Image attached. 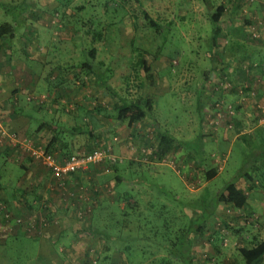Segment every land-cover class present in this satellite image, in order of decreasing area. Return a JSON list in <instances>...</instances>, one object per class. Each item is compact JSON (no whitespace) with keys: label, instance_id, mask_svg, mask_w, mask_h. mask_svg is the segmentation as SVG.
Listing matches in <instances>:
<instances>
[{"label":"rangeland","instance_id":"374dc122","mask_svg":"<svg viewBox=\"0 0 264 264\" xmlns=\"http://www.w3.org/2000/svg\"><path fill=\"white\" fill-rule=\"evenodd\" d=\"M28 2L0 0V22L15 23L13 30L18 36L23 34L22 25L28 23L23 13L34 7L32 0L30 5ZM218 4L223 5L219 17L221 27L210 46L212 14ZM41 5L36 3L38 9L48 10L53 19L38 34L42 39L37 46L44 48L40 47L39 56L31 59L29 55L30 59L24 57L20 61V70L31 75L32 83L41 89L37 87L31 92V98L24 92L14 93V109L28 120L51 117L46 103L48 95L54 92L53 86H59L60 91L69 85L74 79L61 78L75 68L74 76L87 73V68L82 66L87 63L100 70V77L117 95L126 100L148 97L151 100L148 120L156 122L154 127L172 137L176 148L167 149L158 156L155 154L163 161H141L122 171V175L138 177L142 180L140 184L148 185V192L140 191L135 195L136 204L135 199H129L136 206L126 207L122 216L113 210L116 205L105 199L101 209L81 207L82 197L85 198L83 202L91 203L85 191L87 181L79 185L81 191L78 193L63 189L72 197L65 196L67 200L61 201L67 203L74 197L80 213L89 210V215L102 217L93 221L98 228L94 233L83 229L85 223L92 221L84 217L85 213L73 217L74 221L69 222L73 228V245L70 246L73 250L68 256L58 250V245H69V230L61 241L49 243L55 253L39 256L42 247L39 240L23 233L38 216V208L16 209L24 217L23 220L19 217V224L11 220L0 223V235L3 231L14 230L16 225L15 232L0 240V264H187L188 259L192 264H240L235 247L247 243L237 238L236 224L231 221L237 212L233 208H223V204L216 205V192L243 167L240 158L243 136L237 133L242 129L250 131L253 119H249L248 109L260 108L259 120L262 119L264 125V99L257 95L264 96L261 94L264 76L256 66L259 59L251 61L258 53L264 58V0H52L48 5ZM143 11L154 20V25L144 17ZM223 24H241L244 37L233 39L234 36L225 33ZM16 43L3 40L0 50L13 51ZM15 53L20 54L19 47ZM262 66L264 68V64ZM225 71L235 78L241 74L244 77L242 87L248 90L240 91L236 82L234 91L240 95L225 96L223 93L220 100H214L208 93L216 95L235 82L224 76ZM204 74L208 76L205 80ZM198 80L207 93L201 92L200 85L194 87ZM42 91L47 93L43 100L38 97ZM52 96L59 107L66 106L58 100L61 95ZM100 96L99 105H108L112 100L118 102L107 91ZM237 101H246L248 105L253 101L250 108H244L247 121L240 126L235 125L233 113L238 108L236 104L242 106L243 102ZM74 110L76 114L80 112L79 108ZM66 119L70 121L69 117ZM74 119L78 124V117ZM0 125L3 126L1 111ZM211 127L214 133L209 136L207 129ZM5 131L8 130L5 128ZM100 132L98 143L90 149L103 148L112 155L138 150L136 154L145 160L159 150V144L147 142L159 136L155 133L147 138L144 136L147 143L131 141L124 148L123 141H119L113 150L112 145L108 147L112 132ZM217 132L220 134L215 140ZM222 133L230 137L225 145L221 144ZM255 138L258 149L263 151L261 137L256 133ZM245 143L254 146L252 142ZM96 164L108 167L111 163L105 157L88 167ZM210 167H215L216 173L204 178V170ZM261 168L264 171V162ZM101 193L112 195L106 188ZM262 193L264 195V187ZM4 210L8 209L4 207ZM68 211L71 212L70 208ZM198 223L201 229L196 233L194 226Z\"/></svg>","mask_w":264,"mask_h":264},{"label":"crops","instance_id":"0c3cea01","mask_svg":"<svg viewBox=\"0 0 264 264\" xmlns=\"http://www.w3.org/2000/svg\"><path fill=\"white\" fill-rule=\"evenodd\" d=\"M32 1L31 4L34 5L33 9L31 11L28 10V12L26 11L27 13H23L28 17V23L26 22V24L22 25L23 34H21V36L16 35L17 31L15 29L13 30V25H15V23L11 24L6 21L11 24V29L0 35V48L2 47L3 40L17 42L13 51H10L9 49L0 50V111L2 124L8 131L14 132L19 139L28 137L32 144L47 146L54 151L56 155H65L76 149H90L93 144L98 143L99 134L102 132H100V130H109L112 132L109 136L108 147L111 148L112 145L113 150L116 149H114L116 145H119V141H123V145L125 144L124 148H126L128 142L131 141H135L136 143L142 142L143 144L147 142L151 144L152 142L154 144H159V150L154 152L153 157L151 156V158H147L146 160L141 159L142 157L136 154L138 150L131 151L132 149H130L129 154H114L116 157L111 154L114 159H108L111 163L108 167H102L96 164L94 167L79 169L64 175V183L67 184L66 186L71 187L70 189L75 193H78L76 190L79 191V185H82V183L84 184V182L87 181L88 185L85 186L87 187L85 191H87V199L91 203L89 202V205L87 201L83 202L85 198L82 197V203L80 204L81 207L91 206L94 209H100L102 206V200L105 199L113 202L114 206L116 205L117 208H121V212L124 213L125 202L129 199H135V195L140 191L148 192V185L140 184L142 180L138 177L128 178L122 175V171H124L125 168H130L133 164H140L141 161H148V163L153 159H157L158 162L163 161L162 159L155 157V154L158 156L159 153H164L166 151L165 149L161 151V144L163 142L160 137V132L162 131L156 126L154 127L156 122L149 121L147 116L131 122L116 118L115 109L119 103V99H117L118 102L112 100L108 105L104 103L99 105L100 95L103 94V91L100 90L96 83L94 74L87 72L79 76H74L72 74H75L74 72L76 71V68L72 70V72L66 71L67 74H64L61 78L65 81H72L74 79L69 85L62 87L60 91L58 90L59 86H53L54 92L52 95H61L58 97V100H60L61 103H65V107H59L57 99L52 95H48L49 101L46 104L48 106V113H52L51 117L47 119L39 118L28 120L25 115L23 116L18 113L13 107V95H16L14 93L24 92L31 98L29 95L31 92L37 87L41 89V86L32 83L31 78L33 77L31 75L29 76V74L20 70V61L24 57L29 59L31 57L32 59L33 56H39L37 55V52H40L44 46H37V43L41 38L38 34L42 31L41 29L45 26L48 27L49 23L53 22L48 10L38 9L36 6V3H39L40 5L41 3H46L48 5L52 0ZM30 2L31 0H29L28 4ZM216 25L218 26L219 32L221 27L219 24V18ZM232 25L223 24V30L225 33H228L227 27ZM210 31L212 30L210 29ZM218 32L216 34H218ZM209 37L208 42L211 46V44H213L211 41L212 34H210ZM213 37L215 39V36ZM30 42L35 43V45H32ZM16 47H19L20 54L15 53ZM77 70L80 71L79 69ZM212 74H214V72ZM237 78L241 79V76L239 75ZM197 85H200L201 89V80H198L194 84V87ZM224 95L237 96L240 95V92L233 90L224 93ZM257 95L264 99V96L260 95V93ZM46 96L47 93H44L43 91L38 95L39 99L42 100ZM111 96L115 97V95L112 94ZM237 102L240 104L243 102L242 106L238 103L236 104V106L238 105V108L234 115L235 125L240 126L247 121V118L243 115L244 108H250L253 101H251L249 105L245 104L246 101ZM100 107L105 108L102 109ZM74 108H79L80 112H77L76 114ZM248 110V113L250 114L249 119H253V124L249 128L250 131L242 129L244 132L239 131V133H237V135H245V137H241L244 143V146L241 148L242 155L240 157L243 163V167L240 170L242 173L235 179V184L242 188L246 193V199L244 205L235 210L237 212L235 218L231 219L237 227V238H239V240H244L246 243H250L253 239L264 238V195H262L264 187V171H262V168L260 169L261 164L264 162V150H255V146L257 145V143H255L257 139L255 138V134L257 133L262 140H264V125L261 123L262 119L261 121L259 120L260 108L258 109V107L255 106ZM76 116L79 120L78 124H75L74 118ZM66 117L70 118L69 122ZM151 133L158 134L159 136L156 137L154 141H147V139V142L144 141V139L149 137ZM219 134V132L215 133V140ZM227 134L222 133L223 141L221 144L225 145V143L229 141L230 137L227 136ZM245 141L248 143L252 142L254 146H247ZM18 145L10 142L6 138H1L0 140V191L5 193L4 195H6V197L9 195V206L14 213L16 212V209L28 208L25 205V199L21 197L22 193L27 199L30 198L29 200L34 204H37L36 201L39 199L41 203L39 204L40 207H38L41 210L48 211V216L51 218V221L42 224L40 229L36 232L32 231L35 235L33 238L35 237L38 239L42 245L38 255L42 256L55 253L52 252L53 247H49V243L53 240L61 241L62 237L66 235V231L69 230V233L67 234L69 245L67 247L58 245V250H63L65 255L68 256V254L72 253L73 248L70 246L73 245L71 240L74 238L73 228L71 229L69 222L72 223L74 221L73 217L83 215L79 211V204L74 203V197L73 201L71 200L68 203L61 201L67 200L64 198L65 196L70 198L72 196H67L62 190H56L58 185L55 184V178L51 171L43 167L39 161L30 156L26 149ZM253 147L254 149H252ZM170 148L171 147L168 149ZM249 151L253 152V155H250V157L248 155ZM176 154H178V152H176ZM249 158H251V164L244 165L246 159L249 160ZM118 167L119 172H117ZM252 167L254 172L250 171ZM13 169L15 170L12 174ZM206 170L207 169L204 170L205 173ZM11 174L12 178L9 177ZM10 180L12 184L9 183ZM105 188L111 192L112 195L107 194L106 196L105 194H102L101 192ZM34 194H37L39 198L30 197ZM63 194L65 195L63 196ZM58 201H60V204L57 203ZM60 205H63L65 209L59 207ZM216 205H219V203ZM14 206H16V208ZM68 208H70L71 212L68 211ZM58 211L60 213H56ZM252 214L256 216V221L252 220ZM48 216L45 215L44 217L48 218ZM35 218L40 219V216H35ZM62 245L66 246L67 244Z\"/></svg>","mask_w":264,"mask_h":264},{"label":"trees","instance_id":"16d2710c","mask_svg":"<svg viewBox=\"0 0 264 264\" xmlns=\"http://www.w3.org/2000/svg\"><path fill=\"white\" fill-rule=\"evenodd\" d=\"M222 10H223V5L218 4L215 7V10L213 11V14H212V16H213L212 17L213 26L211 28V30H212L211 31V34H212L211 41L212 42L214 40V37L213 36H215L216 33L219 30L218 29V26L216 25V23L218 21L219 15L222 12ZM143 15H144V17L146 19H148L149 23H151L153 25L155 24L154 20L149 17V15L146 13V11H143ZM10 29H11V24L10 23H8L6 21L0 23V35L3 34V33L8 32ZM227 32H228L227 34H229L231 36H234L233 39H235V40H236V38H243L244 35H245V32L243 30V26L241 24H234L232 26L227 27ZM89 52L92 53L93 50H90ZM257 56L251 58V61L254 60V59H256V58L259 59L257 61V63H256V66L258 68H261L262 71H260V72H261L262 76H264V68L262 66L264 64L263 55H261V54L258 53ZM250 65H252V64H250ZM82 66H84L85 68H87V70H85V71H88V73L90 71V73L94 74L96 83L98 84L99 88L100 87L103 88V89L100 88V90H103L104 93L107 91L110 95L111 94L112 95H115V97L117 99H119V103H118V105L116 106V109H115V117L116 118H118L120 120H127L128 122H131L133 120H138V119H140V118H142L144 116H147L148 117L149 112L151 111V100L148 97L137 96V97H135V98H133L131 100H126L124 97H121V96L117 95V93L115 92V90L112 89V88H110V86L108 85V83L106 82V80L103 77H100V74H99L100 73V70L98 68H93L92 66H90L87 63H83ZM220 68H222V67H220ZM224 74H225L224 76L226 78L229 77L232 81H235V82H233V85H231L230 88H228V89L226 88V89H223L221 91H218V93L216 94L217 96L214 93L213 94L212 93H208V94H210V97H212L214 100H220V95H222L223 93H226L228 91L229 92L230 91H233L234 90V85H235L236 82H237L239 88L241 89L240 91L245 92V91L248 90V87H246V86L242 87L241 82H242V79H244V77L241 74H240L241 79L235 78L233 76V74L228 73L226 71H225ZM245 76H246V74H245ZM206 78H208V76H207V74H204V80ZM201 89H200L201 92L207 93L206 91H204V89H203L202 86H201ZM262 90L263 91H262L261 94H264V88H262ZM100 108L103 109L105 107H100ZM231 109L233 110V108H231ZM235 113H233V114H235ZM212 133H214L213 132V128L212 127L211 128H208L207 129V134L210 136V134H212ZM160 134H161L160 135L161 140L163 142L161 144V151L163 149L167 150L169 147H171L172 150L176 148L173 145V143H172V137H170L167 133L160 132ZM243 137H245V135ZM0 140H1V138H0ZM261 141L264 142V140H262V139H261ZM16 145H18V143ZM257 145H259V143H257ZM257 145L255 146V150H257L259 148ZM44 147L47 150H51L47 146H44ZM252 149H254V147ZM248 155L249 156L250 155H253V152L252 151L251 152L249 151ZM250 160H251V158H249V160L246 159V162H245L244 165L251 164V161ZM37 161H39V160H37ZM45 168L48 169L47 167H45ZM48 170H50V169H48ZM215 173H216L215 167H210V168H208L206 170V173L204 172L203 177L208 179L211 176H213ZM241 173L242 172L239 170L234 177H231L230 179L226 180L223 183L222 187L216 192V204L217 203L223 204V208L224 207L233 208L234 211L236 209H238L239 207H241L242 205H244L245 199H246V193L243 191L242 188L238 187L235 184L236 177L238 175H240ZM63 177H61V178H55V176H54V178H55V184L58 185V188H60V191L62 190V192H64L63 189H65V188H66L65 190L71 188L69 186H66L67 184L64 183ZM59 180L62 181V183H60ZM9 183L12 184L11 180L9 181ZM80 191H81L80 188H79V191L76 190V192H80ZM4 194L5 193H3V192L0 191V208H1L0 209V223H2L5 220H11V222L19 224L20 218H21V220H23L24 217H23V215H20L17 212V210H16L15 213L12 211L11 207L9 206V201H8V199H10L9 198V195H7V197H6V195H4ZM65 194L68 196L67 193H65ZM65 194H63V196ZM21 197L25 199L24 202L26 203L25 205L28 207V208H26L27 210L28 209H31V207L35 209L41 203V201L39 199H37V201H36L37 204L32 203L31 200H29L30 198L27 199L26 196L23 193H22V196ZM30 197H36L37 198L38 195L37 194H34L33 196H30ZM125 203H126L125 204V208L126 207L133 208V207L136 206V205H134V203L136 204V199H135L134 203H131L129 200H127ZM4 207H5L6 210L7 209L8 210L5 211L4 210ZM61 208L62 209H65L64 207H61ZM108 209H110V208H108ZM113 210H117L120 213L119 216H122L124 214L123 212H121V208L114 207ZM86 211L84 212L85 214L83 213L84 214V217H87L89 220L92 219V221H89L87 224L85 223V226H83V229H86V230L89 229L90 231H92L94 233L95 231H98V228L95 227V225L93 224V221L95 219H97V217H99V218H102V217L100 215L97 216L95 214H94V216H92V213H90V215H89L88 214L89 213V210H86ZM1 212H2V214H1ZM36 213L38 214V216H40V219H36V218L32 219L31 226L27 225V227H25V229H23V233L24 234L29 235V236H32V237L35 236L33 232H36L37 230H39L40 227L42 226V224H44L47 221H51V218H49V216H48V211H44V210H41L39 208L38 209V212H36ZM8 214H10L11 217H9ZM45 215H47L48 218L44 217ZM102 215H103V213H102ZM256 219H257L256 216H254L252 214V220L256 221ZM30 221H31V219L29 220L28 224L30 223ZM40 224H41V226H40ZM15 226L16 225L13 226V229L14 230L6 231V232L3 231L1 233V235H0L1 236L0 237V240L5 235L11 234V233L15 232L16 231ZM194 227H195L194 229H195L196 233L199 232L200 229H201V225L199 223L197 225H195ZM191 240H192V238L190 237V244H191ZM52 242L55 243L57 241H54L53 240ZM235 249H236V252H237V254L239 255V258H240V264H260L264 260V238H262V239H253V240L250 241V243L237 245L235 247ZM187 261H189V262H186L187 264H192L191 263L192 260L188 259Z\"/></svg>","mask_w":264,"mask_h":264},{"label":"built area","instance_id":"2783aa9c","mask_svg":"<svg viewBox=\"0 0 264 264\" xmlns=\"http://www.w3.org/2000/svg\"><path fill=\"white\" fill-rule=\"evenodd\" d=\"M0 138H6L15 144L18 143L21 147L26 149L33 158L39 160L44 167L50 169L55 178H61L67 173L88 168L89 165L99 162L105 157L109 160L114 159L111 154L99 147L84 151H74L66 153L65 155H56L54 151L47 150L44 146L32 144L29 138L24 137L19 139L14 132L5 131L2 125H0ZM60 183H62V181H60Z\"/></svg>","mask_w":264,"mask_h":264}]
</instances>
